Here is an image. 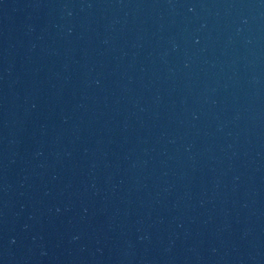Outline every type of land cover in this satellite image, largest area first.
Wrapping results in <instances>:
<instances>
[{
  "label": "water",
  "instance_id": "1",
  "mask_svg": "<svg viewBox=\"0 0 264 264\" xmlns=\"http://www.w3.org/2000/svg\"><path fill=\"white\" fill-rule=\"evenodd\" d=\"M0 264H264V0H0Z\"/></svg>",
  "mask_w": 264,
  "mask_h": 264
}]
</instances>
